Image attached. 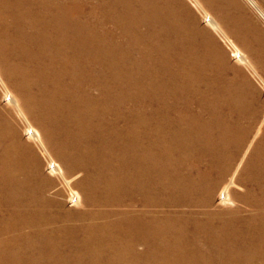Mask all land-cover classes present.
Segmentation results:
<instances>
[{
	"label": "bare ground",
	"instance_id": "bare-ground-1",
	"mask_svg": "<svg viewBox=\"0 0 264 264\" xmlns=\"http://www.w3.org/2000/svg\"><path fill=\"white\" fill-rule=\"evenodd\" d=\"M197 17L186 0H0V85L3 72L68 176L80 172L69 201L84 206L47 196L55 181L0 107V264H264L256 90L226 77ZM245 37L264 59V32ZM247 141L233 192L246 207L230 208Z\"/></svg>",
	"mask_w": 264,
	"mask_h": 264
},
{
	"label": "rangeland",
	"instance_id": "rangeland-1",
	"mask_svg": "<svg viewBox=\"0 0 264 264\" xmlns=\"http://www.w3.org/2000/svg\"><path fill=\"white\" fill-rule=\"evenodd\" d=\"M186 1L189 4L192 11L194 12V14L196 15V17L198 16L197 19L199 20L200 26H202L201 28L204 31H207L208 32L207 34L211 35L210 37H212L216 42L217 48L220 49L222 56H223V52L225 54V57L227 56L226 58L227 66L225 67L226 77L228 79L234 78L236 76L235 75L236 72H239L241 75H244L247 78L248 82L251 85L254 86L256 93H254L251 96L255 97L256 101L251 106L252 107L251 110L255 111L257 108L260 115V119H259L260 122L257 121L256 125H254V133L257 131L258 127L264 129V110H263L264 109L263 107L264 106V59H261L260 57L257 56V54L252 52L251 49H249L250 48L249 46H251L249 41L250 38L248 39L247 38L248 36L245 37V35H247L248 28L249 29L253 28L257 30L259 29L264 32V0H234V3L232 2L233 0H186ZM207 16H210L216 22V26L209 24L208 22L209 19L206 18ZM194 41L196 44L201 43V37L196 36L194 38ZM237 52H240L244 56L246 61L235 59L237 57L234 54ZM210 58L213 61V63H215L212 67L217 71H219L218 76H220L221 79L223 80V63H220L221 61L217 60V58L214 56H210ZM1 75L4 81L3 86L0 85L1 109L9 113L15 121L17 120L16 122L19 126L24 144L29 145L31 149L41 159L45 176L47 178L51 177V179L55 181V186L48 189V191L46 192L47 196L59 201L66 212L75 211L83 208L84 207L83 205L77 206L71 204L69 201V196L72 191L78 192L81 195V192L79 191L80 189L75 185V181H77L81 177L80 172H76L68 176L65 162L60 157L55 147H52L50 142H48L45 132L41 129V126L38 124V122H36V120L32 116H30V114L27 113V111L24 109L22 103L23 101L20 98L16 89L6 79L3 72ZM237 81L241 82V78L239 77ZM5 89L16 97L18 103L20 104L19 108L22 107L21 108L22 114L20 113L18 108H14L13 106H8V104L2 101L3 96L6 93ZM29 125L31 126V128H34L39 132L40 135L39 140L37 138L32 139L26 136L24 131L27 127H29ZM253 136L252 138L251 137L249 138V141L253 139ZM260 136L261 133L256 137L254 143L259 139ZM249 141L246 142L247 144L243 147V150L240 154V159L244 157L242 163L241 164L239 162L237 163L240 164V166H239V170L234 176L235 185H232L229 188V192L231 194L230 197L233 202L232 204L227 205V207L230 208L239 205L244 208L246 207L244 203L234 199L233 192L238 194L245 193V187H243V185L241 184H238L237 179L239 177L240 171L242 170V167L246 159H248L251 150L254 146L253 143L252 147L248 148V145L250 143ZM240 159L238 161H240ZM50 161H54L61 165L62 171L66 176V179L71 180L69 185H67L63 181L60 175L52 174L49 171L48 164ZM231 177L232 176L230 174L228 176V179H231ZM228 179L225 182V185L227 182H229ZM223 186L224 184L222 183L221 186L219 187V191L222 190ZM218 203L219 201L217 194L216 203H215L217 204L216 206H218ZM221 207H223V205Z\"/></svg>",
	"mask_w": 264,
	"mask_h": 264
}]
</instances>
